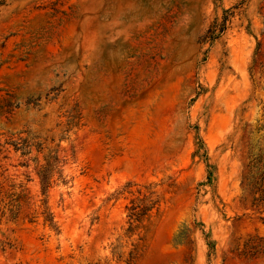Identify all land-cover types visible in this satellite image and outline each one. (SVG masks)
<instances>
[{
  "label": "rangeland",
  "instance_id": "rangeland-1",
  "mask_svg": "<svg viewBox=\"0 0 264 264\" xmlns=\"http://www.w3.org/2000/svg\"><path fill=\"white\" fill-rule=\"evenodd\" d=\"M0 264H264V0H0Z\"/></svg>",
  "mask_w": 264,
  "mask_h": 264
},
{
  "label": "trees",
  "instance_id": "trees-1",
  "mask_svg": "<svg viewBox=\"0 0 264 264\" xmlns=\"http://www.w3.org/2000/svg\"><path fill=\"white\" fill-rule=\"evenodd\" d=\"M59 161L57 157L54 156H49L46 159V165L44 167H42L41 171H40V178H41V184H42V194L43 196H46L47 193V189L50 187V178L52 176V172L53 170H55L57 168ZM208 183H210L211 180V174L209 173L208 176ZM43 215H44V221L45 223H48L49 226L53 229H57L56 224L54 222L53 217L51 216V213L48 211V208L46 206L47 202L43 201Z\"/></svg>",
  "mask_w": 264,
  "mask_h": 264
}]
</instances>
